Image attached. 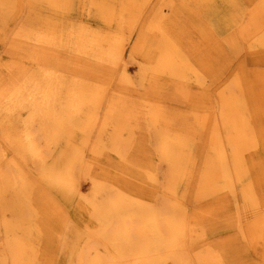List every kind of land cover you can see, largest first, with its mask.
<instances>
[{"label":"rangeland","instance_id":"1","mask_svg":"<svg viewBox=\"0 0 264 264\" xmlns=\"http://www.w3.org/2000/svg\"><path fill=\"white\" fill-rule=\"evenodd\" d=\"M102 2L0 0V264H92L99 254L115 263L99 229L125 233L132 218L106 217L112 196L151 204L156 215L180 205L188 255L162 264H264V5ZM166 45L177 65L165 68ZM44 70L54 72L63 96L81 80L100 100L66 121L52 113L61 129L49 130ZM233 94L242 95L252 146L241 176L231 159L222 177L214 144L231 154L224 126ZM58 167L69 185L60 186Z\"/></svg>","mask_w":264,"mask_h":264},{"label":"bare ground","instance_id":"2","mask_svg":"<svg viewBox=\"0 0 264 264\" xmlns=\"http://www.w3.org/2000/svg\"><path fill=\"white\" fill-rule=\"evenodd\" d=\"M191 1V0H190ZM103 2H106V0H103ZM102 2V5L104 7V3ZM206 2V1H205ZM209 3V2H207ZM259 3L264 5V0H259ZM101 4V3H100ZM258 4V2H257ZM59 7V6H58ZM256 7V6H254ZM132 8V6H131ZM134 8V6H133ZM136 8V7H135ZM257 8V7H256ZM264 8V6H263ZM57 9V8H56ZM139 9V8H138ZM111 10V9H110ZM113 10V9H112ZM115 11V10H114ZM231 11V10H230ZM237 11V10H236ZM258 11V10H257ZM134 12V10H133ZM113 13V12H112ZM258 12H256L257 14ZM110 16H114L113 14H110ZM138 15V14H137ZM155 15V14H153ZM235 15V14H233ZM259 15V13H258ZM257 15V16H258ZM260 15H264V13H260ZM156 16V15H155ZM256 16V15H254ZM157 17V16H156ZM238 17V16H237ZM237 17H235L234 19H236ZM264 17V16H263ZM147 18V17H146ZM151 18V17H150ZM109 19V17H108ZM240 18L238 17L237 20ZM256 18H253V21ZM111 20V18L109 19ZM148 20V18H147ZM237 21V22H239ZM263 21V20H260ZM122 22V21H121ZM150 23L152 24H156V18H152L151 20H149ZM257 22V21H256ZM147 23V22H146ZM264 23V22H263ZM149 24V23H148ZM147 25V24H146ZM145 25V26H146ZM258 26V25H257ZM262 26V25H261ZM147 28V30H152L153 31V35L154 37H158V38H163V40H161V42H163L165 40V42L167 41V38H165L163 33H160V31L158 30V27H156L155 25L153 26H147L145 27ZM160 28V25H159ZM253 28H255L253 26ZM158 30V31H154V30ZM257 29V28H255ZM145 32V30H144ZM158 33V34H157ZM159 39V40H160ZM250 40V39H249ZM252 41V40H251ZM170 46V45H168ZM167 45L164 46L163 48H165L163 51H166V58L169 59V56L171 57L170 63L166 62L167 60H164V64L162 66L166 67H170L172 66V62L175 63L177 55H175L176 53L173 51V49L171 50L170 47H168ZM172 46V45H171ZM169 50H171L169 52ZM162 53V51H161ZM173 54V55H172ZM175 55V57H173ZM174 59H173V58ZM177 62V61H176ZM163 63V62H162ZM171 64V65H170ZM176 64V63H175ZM170 65V66H169ZM177 65V64H176ZM168 69V68H167ZM171 71V69H170ZM175 71V70H174ZM44 73V77L42 80V83L39 88H42V93H43V97H44V102H42V104L44 103V105H46L48 107V111L50 112V115L47 114L46 116L47 118V128L49 130H59L60 128V120L58 121V119H56V115H60V118L62 119H66L68 117H70L72 114H74L76 117H78V113H83L85 112V110L87 108L84 109L83 105H87L88 107H90L89 105L92 102H96V100H100L99 98H96V94L95 92H93L91 85L87 82H83L81 80H74L73 85L69 88V90H67L66 96L63 94L64 93H60V81L56 82L55 79V74H53L54 72H49L47 70L43 71ZM173 73V72H172ZM62 75V74H61ZM83 79V77H82ZM57 80H59L57 78ZM27 83V82H26ZM30 83V82H29ZM256 83V82H254ZM69 84V83H68ZM243 85V83H242ZM28 86V85H26ZM257 86V85H256ZM255 86V87H256ZM64 87V86H63ZM243 88V87H241ZM27 89V88H26ZM29 89V88H28ZM68 89V88H67ZM263 89V88H262ZM233 90V89H232ZM240 90V88H239ZM30 91V89H29ZM235 91V90H234ZM238 91V90H237ZM264 91V90H263ZM228 93V92H227ZM258 93V91H257ZM240 94H242L240 92ZM259 95V94H258ZM15 96V95H14ZM242 96V95H241ZM241 96H235L234 94L232 96L228 95V98H226V111H225V116H226V120L227 123L224 126L225 128L231 129V133H230V137L228 138V142H229V148H232L231 150V154H228V150L225 149V145L224 144H220L217 143V140L214 144V149L216 150V165H215V170L214 172L217 174V176H222V177H227V171L226 168H228L229 166V160L232 159V165L235 169V173L236 176H241L243 167V163H244V157H245V152L247 151L248 148H250L252 146V131L249 129L248 124H247V114L246 111H244L245 113H243L242 110L246 109L243 108L242 106V99ZM60 97L63 98L64 101H66V104H60L63 106H57L58 104V100L61 99ZM260 97V96H258ZM67 98V100H66ZM261 100V99H260ZM263 100V99H262ZM57 102V103H56ZM240 102V104H239ZM259 102V101H258ZM34 103V102H33ZM100 103V102H99ZM245 103V101H244ZM262 103V102H261ZM97 104V103H95ZM39 106V105H38ZM96 106V105H95ZM94 106V107H95ZM243 108V109H242ZM59 109V110H58ZM91 109V108H90ZM263 110V109H262ZM57 111V113H56ZM263 112V111H262ZM42 113V111H41ZM52 113H56L52 115ZM264 114V113H263ZM50 116V118H49ZM258 116V115H257ZM264 116V115H263ZM53 117V120L51 121ZM55 117V119H54ZM50 119V123L48 120ZM253 119V118H252ZM65 120V121H66ZM229 121V123H228ZM254 122V121H253ZM46 123V122H45ZM45 125V126H46ZM51 126V127H50ZM215 127V126H214ZM45 127V129H47ZM226 130V129H225ZM216 131V130H215ZM219 131V130H218ZM51 132V131H50ZM216 133V132H215ZM220 137V133L218 134ZM218 136V137H219ZM57 137V136H56ZM216 138H217V134H216ZM57 140V139H56ZM221 141V140H220ZM255 141V140H254ZM175 142V141H174ZM172 142H170L169 145H171ZM175 144V143H174ZM178 144V143H177ZM168 146V145H167ZM166 146V147H167ZM173 147V146H172ZM180 147V146H179ZM175 149V147H174ZM173 150V149H172ZM55 151V150H54ZM169 151H171L169 149ZM168 151V152H169ZM213 151V150H212ZM167 153V151H165ZM173 152V151H172ZM179 152V151H178ZM250 152V150H249ZM177 153V152H176ZM180 153V152H179ZM247 153V152H246ZM165 154V153H164ZM171 154V153H170ZM248 155V154H247ZM251 155V154H250ZM39 156V155H38ZM169 156V155H167ZM179 156V155H178ZM182 156V155H181ZM231 156V157H230ZM253 156V155H252ZM43 157V156H42ZM57 157V156H56ZM55 157V158H56ZM172 157V155H171ZM63 158V157H62ZM251 158V156H250ZM167 159V157H166ZM169 159V158H168ZM68 160V159H67ZM177 160V159H176ZM183 160V159H182ZM39 161V160H38ZM44 161V160H43ZM47 162V161H46ZM45 162V163H46ZM53 162V161H52ZM43 164V163H42ZM45 165V164H43ZM42 165V166H43ZM49 165V164H48ZM50 166V165H49ZM55 166V165H54ZM72 166V165H71ZM41 167V164H40ZM176 167V166H175ZM50 168V167H49ZM55 168V167H52ZM57 168V167H56ZM60 168V167H58ZM62 168V167H61ZM60 168V169H61ZM66 168V167H65ZM238 169L241 170V173L238 171ZM47 170V169H46ZM44 170V171H46ZM53 170V169H52ZM51 170V171H52ZM174 170V169H173ZM247 170V169H246ZM13 171V170H12ZM63 170L61 169L60 173L58 174L59 177H61V179H57L61 185H69L70 182V178L66 175V174H62ZM48 172V171H47ZM46 172V175H47ZM54 171H52L53 173ZM86 173V171H84ZM93 172V171H92ZM45 173V172H44ZM50 173V172H48ZM51 173V174H52ZM246 173V172H245ZM244 173V174H245ZM50 174V175H51ZM232 174V173H231ZM4 175V174H3ZM53 175V174H52ZM84 175V173H83ZM83 175L81 178H83ZM87 175V173H86ZM56 177V174L53 175ZM52 176V177H53ZM66 176V177H65ZM244 176V175H242ZM45 177V176H44ZM87 177V176H86ZM15 178V177H13ZM46 178V177H45ZM58 178V177H57ZM11 179V177H10ZM93 179V178H91ZM95 179V178H94ZM232 179V176L231 178ZM241 179V178H240ZM16 180V179H15ZM72 180V179H71ZM87 180V179H86ZM74 181V180H73ZM90 181V180H89ZM127 181V180H126ZM131 181V180H129ZM2 181H0L1 183ZM7 182V181H6ZM53 182L55 183V181L53 180ZM52 182V183H53ZM72 182V181H71ZM13 183V182H12ZM51 183V182H50ZM53 183V184H54ZM92 183V182H91ZM8 185V184H6ZM111 185V184H110ZM116 185V184H115ZM130 185V184H129ZM114 186V185H113ZM134 186V185H133ZM75 187V186H74ZM117 187V185L115 186ZM3 188V187H2ZM67 188V187H66ZM128 188V187H127ZM9 189V188H8ZM114 189V188H113ZM119 190L121 188H118ZM116 189L118 192L119 190ZM1 190V189H0ZM67 190V189H66ZM124 190V189H122ZM131 189H129L130 191ZM116 191V192H117ZM125 191V190H124ZM122 192V191H121ZM119 192V193H121ZM135 192V191H134ZM134 194V193H133ZM139 194V192H138ZM1 195V194H0ZM4 195V193H3ZM110 195V194H109ZM114 195V194H113ZM132 195V194H131ZM246 195V194H245ZM248 195V193H247ZM127 196V195H126ZM250 196V194H249ZM96 197V196H95ZM138 197V196H137ZM260 197V196H259ZM97 198V197H96ZM112 201L113 199L116 201V203H112L113 209L110 207H106V210H104L103 212L106 214L107 218H111L112 216L115 217H120V216H124L125 215V219H131L132 218V224L131 226L128 227V229H125V233L122 232H117L115 235L109 234V230H107L106 226L103 227L101 226L99 229V244L102 245L103 247H105L106 249H109L110 254L112 253L114 258H115V263L112 262H108V260L106 259H102L99 255H96L95 258H93V263L92 264H162V262L164 261H168V259L170 260H174V259H182L183 257H185L186 250L188 247H186V242L184 240H182L183 235L181 232V227L183 225L181 224H177L178 220V215L179 213V204H176L174 209H170V211H168V214H154L151 212L150 207L151 204L149 206V204H144V201L142 203V205H139V202H135V201H127L126 198V203L125 200H123L122 198L118 199L115 197H111ZM251 198H254L253 195ZM258 198V197H257ZM260 199V198H259ZM130 200V199H129ZM136 200V198H135ZM251 200V199H250ZM141 201V200H139ZM141 201V202H142ZM9 202V201H8ZM7 202V203H8ZM14 202V201H13ZM137 203V204H134ZM251 202V201H250ZM259 201L257 200V203ZM261 202V199H260ZM16 204V203H15ZM14 204V206H15ZM118 207H116L117 205ZM144 204V205H143ZM251 204V203H250ZM9 205V204H8ZM11 205V204H10ZM255 205V204H254ZM149 206V208H148ZM251 206V205H250ZM257 207V204H256ZM255 207V209H256ZM5 208V207H4ZM11 208V207H10ZM19 208V207H18ZM117 208V209H116ZM13 209V208H12ZM183 209V208H182ZM252 209V208H251ZM8 210V209H7ZM11 210V209H9ZM95 210V209H94ZM97 210V209H96ZM21 211V210H19ZM181 211V210H180ZM258 211V210H257ZM256 211V212H257ZM6 212V210H5ZM4 212V213H5ZM184 212V211H183ZM21 213V212H20ZM157 213V212H156ZM163 213V212H162ZM182 213V212H181ZM22 214V213H21ZM25 214V213H24ZM104 214V215H105ZM185 214V213H184ZM20 215V214H19ZM91 215V214H90ZM102 215V216H104ZM183 215V214H182ZM184 216V215H183ZM93 217V216H91ZM105 217V216H104ZM251 217V216H250ZM10 218V217H9ZM20 218V217H19ZM28 218V217H27ZM182 218V217H181ZM25 220V218H23ZM113 219V218H112ZM184 219V218H183ZM252 219V218H251ZM21 220V219H20ZM118 220V219H117ZM262 220V219H261ZM6 221V220H5ZM16 222V221H15ZM19 222V221H18ZM25 222H27V220H25ZM24 222V223H25ZM107 222H109L107 220ZM106 222V223H107ZM23 223V222H22ZM88 223V222H87ZM110 223V222H109ZM13 226L14 224L11 223ZM28 223H26L27 225ZM94 224V223H93ZM99 224V223H98ZM89 225V224H88ZM97 225V224H96ZM181 225V226H180ZM12 226V227H13ZM16 226V225H15ZM19 226V225H18ZM89 227V226H88ZM97 227V226H96ZM117 227V226H115ZM123 227V226H121ZM90 229V228H89ZM92 229V227H91ZM90 229V230H91ZM88 230V229H87ZM97 230V228L95 229ZM92 231V230H91ZM92 234V232H91ZM93 236V235H91ZM187 236V235H186ZM185 236V237H186ZM90 238V236H88ZM187 238V237H186ZM88 240V239H87ZM97 240V239H95ZM93 240H89L88 242L92 243ZM78 242V241H77ZM97 242V241H96ZM15 244V243H14ZM75 246V245H74ZM126 246L127 248L124 249L123 247ZM137 247V248H135ZM132 248V250H130ZM139 249V250H138ZM122 250V251H121ZM124 250V251H123ZM137 251V253H133V251ZM115 251V253L113 252ZM121 251V252H120ZM185 252V253H184ZM190 253V252H189ZM97 254V253H95ZM53 255V254H52ZM80 256V255H79ZM78 256V257H79ZM83 256V255H82ZM135 256H137L138 258H135ZM105 257V256H104ZM192 258V257H191ZM125 259H130V260H125ZM83 260V259H82ZM205 260V259H204ZM203 260V261H204ZM117 261V262H116ZM201 261V260H199ZM135 262V263H133ZM17 263V262H16ZM185 263V261H184ZM200 263V262H199ZM72 264V263H69ZM187 264V263H186ZM204 264V262H203Z\"/></svg>","mask_w":264,"mask_h":264}]
</instances>
